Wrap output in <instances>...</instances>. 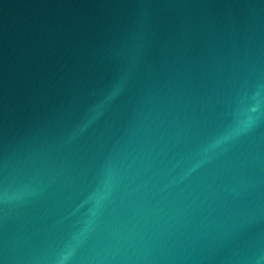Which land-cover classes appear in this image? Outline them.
I'll return each instance as SVG.
<instances>
[{"label": "water", "instance_id": "1", "mask_svg": "<svg viewBox=\"0 0 264 264\" xmlns=\"http://www.w3.org/2000/svg\"><path fill=\"white\" fill-rule=\"evenodd\" d=\"M64 254L264 264V0H0V264Z\"/></svg>", "mask_w": 264, "mask_h": 264}, {"label": "clouds", "instance_id": "2", "mask_svg": "<svg viewBox=\"0 0 264 264\" xmlns=\"http://www.w3.org/2000/svg\"><path fill=\"white\" fill-rule=\"evenodd\" d=\"M120 90H121V88H120L118 85H116V86L112 89V91L109 93V95L105 97L104 102H103L102 104L97 105V106L95 107V109H94V111H93L92 119L97 118V117L102 113V110H103L104 104H107V103H109L112 99H114V98L119 94ZM253 111H255V109H253ZM245 127H246V125H245ZM243 130H244L243 127H238V128H236V129H234L233 132L230 133L228 136H225V137H223L221 140L216 141V145H218V144L224 142V141L227 140V139H230L232 135H237V134H239V132H241V131H243ZM216 145H214V146H216ZM67 258H68V254H64V255H62V256L59 258V260H58V264H65V261L67 260Z\"/></svg>", "mask_w": 264, "mask_h": 264}]
</instances>
